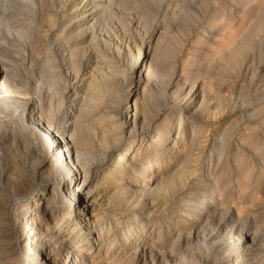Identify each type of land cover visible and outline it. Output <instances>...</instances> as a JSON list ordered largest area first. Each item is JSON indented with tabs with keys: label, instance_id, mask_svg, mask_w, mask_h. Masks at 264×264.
Instances as JSON below:
<instances>
[{
	"label": "bare ground",
	"instance_id": "1",
	"mask_svg": "<svg viewBox=\"0 0 264 264\" xmlns=\"http://www.w3.org/2000/svg\"><path fill=\"white\" fill-rule=\"evenodd\" d=\"M112 1L65 0L68 12H65L61 30L65 34L62 35L65 37V46L62 47L61 43L63 49L56 56L46 48L45 52L42 51L45 54L42 59L39 58L40 53H35L36 56L30 60V69L27 65L29 76L26 75L31 84L30 88L28 86L30 97L2 95L13 76L11 66L14 68L16 64L12 60L8 61L10 65L4 63L0 54V108L4 115L2 118H8L5 119L9 125L13 124L10 129L0 127V264H153L146 261L148 255L155 254L156 250L162 259L164 248L177 250L185 229L182 224H175L174 232L170 230L172 233H167L170 241L166 243L167 246H163L162 242L160 245H155V242L149 244L147 226L138 225L148 212V199H151L140 197L145 188L156 192L158 196L164 193L161 196L164 199L170 196L169 190L171 194L180 195L184 194L181 193L183 190H192L185 202L186 208H181L183 213L201 218L208 216V213L215 216L221 211V218L215 228L225 230L231 224V230H235L238 226L235 223L237 211L217 205L214 192H210V197H205L198 206V202L188 204L192 197L198 193L200 195L201 190L192 180L195 175L193 170L177 168L169 177L150 171L149 179L143 184L148 187H140L132 195L126 193L128 184L138 185L144 180L145 170L154 169L159 155L155 150L150 152L149 143L146 148H141L146 145L147 137L150 136L148 133L153 130L145 126V121L141 119L143 101L139 94L147 87L145 77L150 69H147L144 77L142 69L143 60L150 55L149 41L145 47L143 44L146 40H142L140 46L133 44L136 48L135 51L129 50L130 64H123V61L116 60L108 52L112 42L107 40L110 44H102L100 34L105 24L101 26V19L108 11L107 4ZM18 2L20 6L2 0L0 12H6L8 6H14V10L22 8L20 14L28 16L30 12V18L36 16L32 14L34 0ZM56 2L60 4L64 0ZM110 14H106V22L112 18ZM28 20L24 22L26 26H12L10 16H6L0 20V28L8 38H14V42H24L28 46L26 40L32 38V30L28 26L34 22L32 20L28 24ZM108 26L104 32H108ZM48 40L52 42V37ZM1 44L8 46L6 38L4 42L0 41ZM117 49V55L127 50ZM69 77L72 82L67 86ZM126 77H129L128 84L120 99L118 91L124 86L122 84ZM20 87L12 84V88ZM197 92V88H190L185 94L183 99L187 108L195 101ZM137 133L141 135L140 138L135 137ZM156 141L160 144L163 138L158 136ZM173 147L172 144L170 148ZM141 149H144L145 156L151 155L148 160L140 155ZM133 159L135 163L131 164ZM137 164L138 172L134 167ZM164 199L161 200L164 202ZM169 212L173 214L175 210ZM114 224L121 226L119 236L124 240L119 241L117 253L110 255L106 235ZM183 229L184 233L181 232ZM218 234L221 233L216 231L210 234L209 241L212 238L217 240ZM254 238L249 233L237 238V243H232V246L235 245L233 251L230 250L232 252L228 254V258H231L228 261L221 260L219 264H264V247L258 248ZM241 255L244 257L237 259ZM168 261L158 263L168 264Z\"/></svg>",
	"mask_w": 264,
	"mask_h": 264
},
{
	"label": "rangeland",
	"instance_id": "2",
	"mask_svg": "<svg viewBox=\"0 0 264 264\" xmlns=\"http://www.w3.org/2000/svg\"><path fill=\"white\" fill-rule=\"evenodd\" d=\"M8 2L10 4L14 2L16 6H20L18 0H8ZM0 6H2V0H0ZM32 6H34L32 14H36L34 18H30V12H28V16L20 14L22 8L14 10V6H8L6 12H0L2 14L0 20L10 16L12 26H26L24 22L28 18H30L28 24L34 20L32 26H28L32 30V38L26 40L28 46L24 42L22 44L14 42V38H8L0 28V34H2L0 41L4 42V38H6V44L10 46L8 48L1 44L3 46H0L2 61L8 64V61L12 60L16 64L14 68L11 66L13 76H11L9 86L4 89L5 92L2 94L9 95L8 97L31 96L29 89L31 84L28 83L26 77L29 76L30 60L36 56L35 53H40L41 57L39 58L42 59L45 55L44 49L48 48L56 56L63 49L61 43L62 47L65 46L66 41L63 37L65 34L63 31L61 33L62 27H64L63 18L65 12H68L65 0L60 4L56 0L54 2L52 0H34ZM106 11L101 19V26L105 24L102 27L106 30V26L110 24L108 32L110 30L112 32L108 36V32H104L101 28L102 34L100 32L99 34L102 35V44L106 45L110 44V41L112 42L108 52L116 60L123 61V64H130L131 52L129 50L133 51L136 48L133 44L140 46L142 40H146L143 47L147 46V41H149V50L151 51H149L150 55L143 60V77L147 73V69L150 70L147 73L148 78L145 77L147 87L144 91L139 92L141 95L139 96L144 104H142L141 119L145 121V126L153 130L152 133H148L150 136L147 137L146 145L143 146L144 141L141 148H146L149 143L150 152L155 150L159 157L154 169L145 170V175L142 177L144 180H140L141 183L139 182L138 185L132 183L125 187L126 193L132 195L136 189L148 187L143 184L149 179L152 171L154 174L163 173L169 177L174 171L186 168L185 170L189 169L195 172L192 180L201 189L199 190L200 195L199 193L198 196L194 194L196 198L192 197L189 205L198 202V206L205 197H210V192H214L217 205H221L220 207L224 209L225 206L226 208L231 207L235 212L237 211V218H235L237 228L231 230V224H229L230 226L227 225L225 230L222 228V230H218L215 225L217 226L219 223L221 211L215 216L208 213V216L205 215L201 218L183 213L182 209L186 208L184 205H186L185 202L192 190H188V192L187 189L183 190L181 193L184 194L182 195L171 194L169 190L170 196L164 199L161 197L164 196V193L158 196L156 192L145 188L140 197L145 199L151 197V199H148L149 202L146 200L149 209L138 225L147 226L149 244L155 242V245H160L162 242L163 246H167L166 243L170 242L167 233L174 232L176 226L181 224L186 233H184V229L181 230L184 234L181 237L179 250L170 251L169 248H164L165 253L162 259L154 250L155 254L146 256V258L148 257V259L145 258L146 261H151L153 264H160L158 263L160 261L167 263L168 260L171 261H168V264H219L221 260L227 259L228 261L231 258L228 257L235 246L234 244L232 246V243L234 241L237 243L236 239L245 233L254 236L258 248H263L264 0H113L107 4ZM106 14L112 16L108 22H106ZM49 17H52L53 20ZM114 28H118V30H114ZM53 34L55 35L53 36ZM59 34L61 35L59 36ZM105 36L109 38H105ZM149 36L151 38H148ZM51 37L52 42L48 40ZM118 43L120 47H118ZM12 46L22 52L14 50ZM24 46H26V52H24ZM115 47L127 50L122 55H117L118 49L113 51ZM43 50L44 52H42ZM129 77H126L125 83L122 84L125 86H123L124 89L122 87L121 91H118L120 99L125 93ZM71 82L72 79L69 77L66 85L68 86ZM12 84L21 85V87L12 88ZM190 88L193 90L197 88L198 94L195 101L187 108L183 98ZM24 92L27 95H24ZM2 116L4 115L0 108L1 128L13 126L11 123L9 125L8 118H2ZM140 136L138 133L135 135L137 138ZM158 136L163 138L160 144H157L156 141ZM174 137L176 138L174 139ZM150 141L152 142L150 143ZM172 144L173 149L170 148ZM141 152L140 155L144 156L143 159L148 160V157L151 156H145L144 149H141ZM185 162L187 164H184ZM134 163V159L131 160V164ZM134 167L138 172V164ZM165 191L166 188L163 192ZM170 197H173L172 200ZM154 198L157 199L154 200ZM172 209L175 210V213L170 214L169 211ZM182 213L185 215L183 216ZM114 225L112 230L107 232L108 236L106 235L110 255L117 253L119 243L124 240L119 236L121 226ZM185 225L186 227H184ZM142 227L140 228L142 229ZM170 230L173 231L170 232ZM209 231L210 234L219 231L222 235L218 234L217 240L212 238L209 241ZM134 235L136 237V233ZM102 253L104 254V251ZM238 257L237 259H240L244 256Z\"/></svg>",
	"mask_w": 264,
	"mask_h": 264
}]
</instances>
